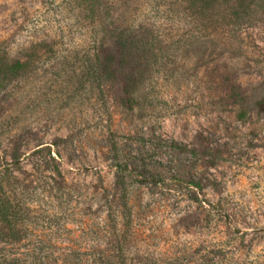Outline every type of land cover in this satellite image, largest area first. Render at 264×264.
Instances as JSON below:
<instances>
[{
  "label": "rangeland",
  "instance_id": "1",
  "mask_svg": "<svg viewBox=\"0 0 264 264\" xmlns=\"http://www.w3.org/2000/svg\"><path fill=\"white\" fill-rule=\"evenodd\" d=\"M209 10L0 0L22 263L264 264V0Z\"/></svg>",
  "mask_w": 264,
  "mask_h": 264
},
{
  "label": "trees",
  "instance_id": "2",
  "mask_svg": "<svg viewBox=\"0 0 264 264\" xmlns=\"http://www.w3.org/2000/svg\"><path fill=\"white\" fill-rule=\"evenodd\" d=\"M194 4V9L196 10H209L210 8L215 7L217 4H220L222 0H191ZM231 1V0H227ZM236 2L241 3L242 7L245 6V1L247 0H235ZM211 11V10H209ZM207 11V12H209ZM117 44L122 49H126L130 46V42L126 37H121L118 39ZM21 65V63H15L16 66ZM115 150V148H114ZM118 168V178L117 184L121 189L122 197L125 200L127 198L126 192V177L124 176V172L127 170V167H123L121 165L117 166ZM4 174L0 172V237L3 239L5 245L8 246V249L3 247L0 248V264H35L33 262L30 263H22V261L18 258V248L10 247L18 245L19 243V231L17 229L18 226V212L16 211V205L13 200H10L7 197V193L3 192L7 187V183L5 181ZM110 222L113 223L115 218H109Z\"/></svg>",
  "mask_w": 264,
  "mask_h": 264
}]
</instances>
